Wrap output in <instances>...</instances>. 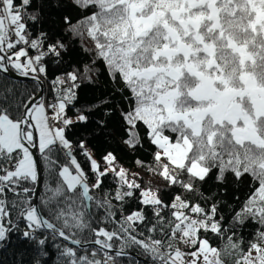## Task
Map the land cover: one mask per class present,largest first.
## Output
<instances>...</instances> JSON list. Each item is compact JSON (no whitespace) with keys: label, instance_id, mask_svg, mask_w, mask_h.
Wrapping results in <instances>:
<instances>
[{"label":"snow or ice","instance_id":"6c2138e0","mask_svg":"<svg viewBox=\"0 0 264 264\" xmlns=\"http://www.w3.org/2000/svg\"><path fill=\"white\" fill-rule=\"evenodd\" d=\"M0 255L264 264V0H0Z\"/></svg>","mask_w":264,"mask_h":264},{"label":"trees","instance_id":"16d2710c","mask_svg":"<svg viewBox=\"0 0 264 264\" xmlns=\"http://www.w3.org/2000/svg\"><path fill=\"white\" fill-rule=\"evenodd\" d=\"M86 60H87V55L81 52L78 46L74 50H71L69 63L79 64L81 61H86ZM59 74H60L59 69L55 67L49 68V79H51L54 75H59ZM25 85L31 88L32 86L31 81H24L23 83H17V86L21 88L24 87ZM44 87L45 89H47L48 84L45 83ZM111 92H112V85L107 81L106 76L101 75V77L98 80H96L95 84L85 83L84 85L81 86V88L78 90L79 102L77 106L95 103L99 99L109 95ZM80 134H81V130L79 127L73 129L72 133H70V135H73L74 138L78 137ZM93 142L96 144L97 148H99L101 151H103L106 147L109 146L104 142V139L102 137L95 138ZM145 147L147 148L148 146L146 145ZM137 156H140L145 160L150 159L146 151H138L136 153H129L127 155L121 154V159L125 167L129 168L131 171H136L137 167L134 164V159ZM145 179H149V177L145 176ZM231 195H232V188L229 187V193H228L229 198H231ZM4 258L5 257L3 255H0V259H4ZM7 259L10 264L12 257L8 255ZM16 259L19 260L20 257L17 256Z\"/></svg>","mask_w":264,"mask_h":264}]
</instances>
